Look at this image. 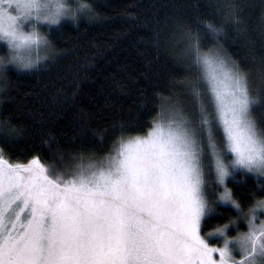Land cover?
I'll return each mask as SVG.
<instances>
[{"label":"snow or ice","instance_id":"snow-or-ice-1","mask_svg":"<svg viewBox=\"0 0 264 264\" xmlns=\"http://www.w3.org/2000/svg\"><path fill=\"white\" fill-rule=\"evenodd\" d=\"M226 7L224 23L246 37L239 6ZM40 11L39 0H0V38L12 43L22 27H34L32 20L60 14ZM80 11L96 17L92 5L82 3ZM202 23L216 37L227 35L212 21ZM174 32L205 69L206 86L188 85L199 123L189 120L178 102L162 104L146 135H131L121 123L119 138L100 160L80 152L71 163L63 154L54 163L39 154L19 162L0 147V264H264V199L244 212L225 184L226 159L249 173L264 171V128L253 113L258 97L251 86L254 70L264 86V55L257 59L250 49L254 67L244 68L221 54L218 40L216 51L203 52V37L191 26L177 22ZM25 38L39 39L34 33ZM155 41L160 43L159 32ZM217 119L235 157H215L223 186L219 199L247 220L232 247L228 241L212 246L201 235L203 136L205 130L212 134ZM19 136L9 120L0 119V145ZM51 142L52 137L45 141L49 147Z\"/></svg>","mask_w":264,"mask_h":264},{"label":"trees","instance_id":"trees-1","mask_svg":"<svg viewBox=\"0 0 264 264\" xmlns=\"http://www.w3.org/2000/svg\"><path fill=\"white\" fill-rule=\"evenodd\" d=\"M230 3L239 6L246 37L224 23ZM91 5L96 17L90 21L82 18L77 27L65 21L41 31L55 46L52 59L32 71L9 68L6 82H0L5 88L0 119L20 132L11 144L0 145L11 160L26 162L39 154L54 163L63 154L71 163L80 152L100 160L119 138L121 123L131 135H146L162 104L178 102L183 109H194L188 85L205 83L184 39L174 32L177 22L199 31L203 52L216 51L218 40L221 54L244 68L254 67L250 49L257 59L264 55V0H91ZM203 21L223 27L227 35L214 36ZM6 51L0 43V54ZM251 86L258 97L255 118L264 128V86L255 70ZM50 137L54 142L49 147L45 141ZM227 187L244 212L264 199V179L242 170L230 176ZM208 205L202 236L210 244L220 245L214 234L222 229L229 239L247 230L240 209L220 204L212 195Z\"/></svg>","mask_w":264,"mask_h":264},{"label":"clouds","instance_id":"clouds-1","mask_svg":"<svg viewBox=\"0 0 264 264\" xmlns=\"http://www.w3.org/2000/svg\"><path fill=\"white\" fill-rule=\"evenodd\" d=\"M85 3L82 0H39L40 15L43 16L48 13H60L55 19H48L42 21L32 20L31 24L34 27L27 25L21 28L20 38L12 43L7 39L0 38V43L6 46V53L0 54V82L9 68H13L18 72L32 71L37 69L41 64L52 59L56 54V49L53 42L48 38L46 33L40 31V24H46L49 28L58 27L65 21L72 23L73 27L79 25L80 20L90 19L80 11L81 4ZM86 4L91 5V0H86ZM35 34L39 39H26L25 37ZM0 87H3L0 84ZM3 91H0L2 93ZM254 176L264 178V171L253 172ZM214 210V203L211 205ZM205 209L209 211V205L205 204ZM222 242H229V247L234 246L235 241L230 240L226 234L221 235Z\"/></svg>","mask_w":264,"mask_h":264},{"label":"rangeland","instance_id":"rangeland-1","mask_svg":"<svg viewBox=\"0 0 264 264\" xmlns=\"http://www.w3.org/2000/svg\"><path fill=\"white\" fill-rule=\"evenodd\" d=\"M49 26L46 24L41 23L40 24V31H43L44 29H48ZM198 70L201 75V83H205L206 86V81L204 79L205 76V69L202 66L197 65ZM257 104V103H256ZM256 104L253 106V113H254V108H256ZM192 106H195V108H189V109H183L185 114L188 116L189 120H195L196 123H199V110L197 107V104L193 100ZM255 115V114H254ZM205 118L206 115H205ZM221 155H226L228 157H231L232 160L235 159V157L232 155V153L228 149V144L225 139H223V132H222V126L219 125V120L217 119V124L213 127L212 129V134L207 135V130H205V134L203 136V155L201 157L202 161V179H203V184H202V193L204 197L205 204L209 203V195L214 196L216 199L219 200L220 204L228 205L230 207L234 206L231 203H225L223 201H220L219 197L221 193L223 192V186L219 185L218 179L216 176L215 172V157L221 156ZM225 163L228 165V170L230 175L225 178V184L227 185V180L232 176L235 172L238 171H245L246 173L250 175H254L252 173L247 172L245 169L241 168L240 166H235L230 163L228 159L225 160ZM257 178V177H256ZM260 179V177H258ZM264 179V178H262ZM210 183L208 184L207 182ZM210 186V187H209ZM212 186V188H211ZM210 188L212 189L210 191ZM235 207V206H234ZM236 208V207H235ZM209 211L205 209V214L202 218V223L203 221L208 217ZM223 230V229H222ZM224 234H226V230H223ZM202 235V232H201ZM214 236L218 237L222 241V237L220 235V231L215 233ZM230 240H236V238L230 239ZM223 242L220 243V245L216 244H211L212 246H223ZM231 247V246H230Z\"/></svg>","mask_w":264,"mask_h":264}]
</instances>
